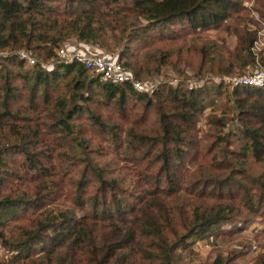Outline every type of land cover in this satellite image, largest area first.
I'll return each instance as SVG.
<instances>
[{
    "label": "trees",
    "instance_id": "trees-1",
    "mask_svg": "<svg viewBox=\"0 0 264 264\" xmlns=\"http://www.w3.org/2000/svg\"><path fill=\"white\" fill-rule=\"evenodd\" d=\"M243 8L242 0H0V50L25 49L38 59L33 66H26L15 57L0 59V184L6 176L19 179L18 170L34 180L29 192L23 190L13 196L0 194V244L14 253L10 264L28 258L34 245L48 251L50 257L60 248L57 261L61 264H173L171 255L177 242L167 236L156 217L129 226H121L117 221L108 220L109 217L97 218L104 209L118 210L121 199L116 193L120 181L108 176L105 172L110 170L106 167H99L88 159L89 138L78 127L79 119L86 116L95 120L91 127L97 128L99 119L88 112L87 105L98 95L103 104L117 106L124 116L130 100L143 106L142 116L147 110L155 109L151 132L144 130L138 119L127 128L125 149L134 155L130 161L136 173L147 172L145 179L156 191L170 193L179 189L182 178L179 172L191 158L190 153L198 151V114L209 100L225 91V97H232L227 102H231L228 108L232 112L230 119L236 121V132L216 135L208 152L214 153L209 166L218 171L227 170L228 174L204 177L199 185L211 186L209 193L213 188L221 194L228 189V195L237 194L245 207L257 211L256 215L264 219V86H234L226 91L223 84L208 80L193 89L186 88L183 82L176 85L160 82L151 92H144L135 90L130 83L103 82L78 63L56 61V49L65 41L93 44L116 55L141 80L145 77L125 57L132 54V41L178 19L192 30L217 28ZM256 9L264 17V0L258 1ZM124 40L122 50L114 51ZM254 40L253 31L244 29L239 34L232 53L234 59L222 70L224 74L233 68L244 70L256 64L251 51ZM105 46L109 49H104ZM47 61L54 64L43 66ZM16 78L22 81L21 87L14 84ZM61 81L67 84L68 92L54 95L52 86L56 88ZM22 88L28 91L34 109L40 105L51 111L45 115L46 121L40 122L41 116H34L23 128L17 125L20 107H12V103L21 95ZM211 122L221 126L226 123L218 116L211 118ZM101 124L102 130L117 128L116 123H108L103 118ZM231 135L236 136L235 149L230 148ZM45 136H51L60 148L57 154L62 165L71 157L62 150L65 145L73 153L74 158L69 161L71 169L81 165L79 177L73 180L72 203L76 209L83 204L81 194L87 191L86 184L95 182V193L85 201L94 211L92 220L87 215H77L74 207H68L56 214L45 209L24 224H10L9 218L22 208L34 212L56 196V188L61 183V177L57 176L59 169L47 162L50 150L38 145ZM16 153L23 155V161L18 168L11 169ZM248 155L263 165V171L257 176L249 175L244 167ZM152 167L157 171L151 172ZM196 187L197 184L190 191L194 192ZM199 191L205 192V189ZM121 192L124 193L123 188ZM100 206L102 214L97 210ZM229 217V210L223 206H198L190 219L183 218L182 223L171 225L170 232L174 237L181 230L195 238L201 237L214 224ZM6 231L11 236H6ZM212 264H223V261L216 257Z\"/></svg>",
    "mask_w": 264,
    "mask_h": 264
},
{
    "label": "rangeland",
    "instance_id": "rangeland-1",
    "mask_svg": "<svg viewBox=\"0 0 264 264\" xmlns=\"http://www.w3.org/2000/svg\"><path fill=\"white\" fill-rule=\"evenodd\" d=\"M258 1L242 0L243 10L235 13L217 28L192 30L180 19L172 20L169 24H161L156 27L157 29H152L148 35L144 34L140 36V39L132 41L131 45L127 42V45L131 46L132 54L125 57L130 60L134 69L137 68L140 71V76L145 77L141 79L143 81L183 76L193 79L207 78L212 82L214 81L213 77L241 74L251 66H247L244 70L233 68L228 74H224L222 70L233 61L232 53L237 46L238 36L244 32V29L253 31L255 38H259L262 42L259 58L264 57V17L256 9ZM125 44V40L122 41L114 51H121ZM109 46L112 44L110 43ZM103 48L109 49L106 46ZM261 64L264 66V63ZM89 74L94 75L90 72ZM13 82L18 87L22 86V81L18 78ZM223 86L226 85L223 84ZM228 87L223 88L230 91L231 87ZM94 89L96 90V88ZM52 90L54 95L64 94L68 92V87L64 81H61L56 88L52 86ZM20 93L21 95L12 103V107L18 105L20 107H18L20 112L17 113V125L23 128L26 122L34 116H41L40 122L46 121L45 115L50 114L51 111L40 105L34 109L30 103L28 91L22 88ZM225 94L224 91L220 97L209 100L206 108L198 114L196 121L198 151L190 153L191 158L186 161L179 172L182 176L179 189L170 193L162 190L156 191L155 186L145 179L144 174L147 172L136 173L133 169L134 165L130 161L134 155L129 149H125L127 128L133 124L134 120L138 119L141 120L139 125L144 130L147 129L148 132H151L154 127L155 109L147 110L146 114L142 116V112H145L143 106L136 105L133 100H130L124 116L117 106L103 104L101 95L94 97L88 103L87 108L88 112H92L94 117L99 119L97 128L91 127L93 123H96L95 120L86 116L79 119L78 127H81L84 131L83 135L89 138L88 159L99 167H106L110 171L105 173L120 181V188L116 190V193L121 198L118 210L104 209L102 214L100 206L97 210H100L102 216L97 215L99 216L97 218L109 217L108 220L117 221L121 226H129L141 224L148 217H156L162 228L166 229L167 236L173 239V242H177L171 255L173 264H212L216 257H220L223 264H263L264 219L257 216V211L254 212L245 207L237 194L228 195V189H224L221 194L217 192L216 188H213L209 193L208 190L211 186L202 187L199 185L204 177H215L220 173L228 174L227 170L218 171L209 166L210 158L214 153L208 152L216 135L223 136V133L231 130L236 132L237 124L235 120L230 119L232 112L228 108L231 106V102H227V99L232 97H225ZM214 116L224 118L225 125L213 124L211 118ZM102 118L108 123H116V130H102ZM37 122L38 119L35 123ZM230 141L232 142L230 148L235 149L237 147L236 136L231 135ZM54 142L51 136H45L43 143H38V145L50 150L47 162L55 169H59L57 176L61 177V183L56 188L55 198L46 201L45 206L34 212L31 209L22 208L19 213L9 218L11 225L24 224L28 218L38 215L45 209L56 214L61 209L74 207L72 203L75 196L73 180L75 181L79 177L81 165L71 169L69 161H72L74 157H72V152L67 151L66 145L62 150H66L65 152H68V156L71 157L66 159L65 164L62 165L57 154L60 148ZM21 161H23V155L16 153L11 162V169L18 168ZM244 167L249 175L257 176L263 171V165L251 155L246 157ZM143 170L148 171L149 169L143 168ZM18 171L21 174L19 179L13 175L3 179L0 184L1 196L6 194L13 196L23 190L29 192L33 188V178L24 175L20 170ZM150 171L155 172L157 169L152 167ZM195 184L198 187L194 192L190 191ZM86 186L87 191L81 194L82 206L74 208L77 215H87V218L92 220L95 217L94 211H91L90 203H85V201L89 198L88 196L95 193V182L88 183ZM122 188L124 193L121 192ZM203 188L205 192L199 191ZM110 199L109 197L108 201ZM217 205L229 210L230 217L214 224L201 237L190 236L184 230L174 237V234L170 232L171 225L182 223L183 218L190 219L193 216L194 208ZM5 234L11 236L7 231ZM60 250V248L57 249L50 257L48 251L45 252L39 246L34 245L28 258H23L16 264H38L40 262L42 264H61L57 261V253ZM13 254L0 244V263L10 264L9 261ZM77 264H84V262H77Z\"/></svg>",
    "mask_w": 264,
    "mask_h": 264
},
{
    "label": "built area",
    "instance_id": "built-area-1",
    "mask_svg": "<svg viewBox=\"0 0 264 264\" xmlns=\"http://www.w3.org/2000/svg\"><path fill=\"white\" fill-rule=\"evenodd\" d=\"M69 41V42H68ZM63 42L56 49V61L63 63H78L83 66L87 71L99 77L103 82L110 83H130L135 90L151 92L160 82H167L172 85L183 82L188 89H193L201 86L207 81V78L182 79L177 76L170 78H157L154 80L142 81L132 74L116 56L107 53V51L97 47L93 44H82L81 42H72L68 40ZM262 42L259 38H255L251 46V51L255 56V65L248 67L245 72L241 74H231L213 77L217 84H224L229 87L234 86H251L262 87L264 86V66L261 64L259 58ZM15 57L23 61L26 66H33L37 64L38 59L30 51L25 49H3L0 50V59L2 57ZM43 66H52L53 61L42 63Z\"/></svg>",
    "mask_w": 264,
    "mask_h": 264
}]
</instances>
